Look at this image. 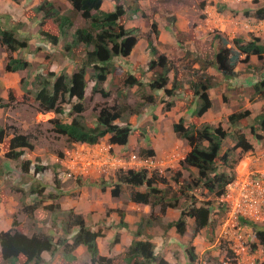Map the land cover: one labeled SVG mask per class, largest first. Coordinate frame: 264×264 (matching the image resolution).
<instances>
[{
	"label": "trees",
	"instance_id": "16d2710c",
	"mask_svg": "<svg viewBox=\"0 0 264 264\" xmlns=\"http://www.w3.org/2000/svg\"><path fill=\"white\" fill-rule=\"evenodd\" d=\"M11 1L20 2V0ZM61 1H64L62 4L66 3L67 5L62 6ZM119 1L114 0V10L106 12L101 10L103 0H44L38 6L24 13L29 20L38 21L37 39L40 44L48 48L49 53L60 47L64 56L73 60L75 51L79 48L82 51L81 62L75 63L76 69L71 73L62 72L57 75L48 69H43L46 76H36L37 84L33 85L31 90H25L29 96L31 95L32 101L37 104L38 113L52 112L55 115L66 116V121L56 118L50 120V123L54 132L63 136L70 145H96L101 139L108 137L110 145L126 146L130 136H135L139 140L144 138L146 130L134 128L130 124V118L136 115L137 111L126 102L125 89L137 87L140 90L147 85L146 87L152 91L162 92L166 98L158 99L153 94H143V102L140 106L155 104L159 101L164 104V112H169L174 105L176 92H181L184 95L190 91V94L196 98V108L192 112V117H200L212 107L207 91L215 84H210L208 77L204 81L188 83V89L178 79V81L171 82L169 73L172 63L163 54H158L150 37H147V44L152 60L147 65V71L151 73V79L144 81L142 74L134 72L132 64H130L131 68L126 70L124 78L116 77L115 60L128 57L138 41L137 29H126L120 24L121 18L126 14V9ZM130 1L134 3L135 7L131 13L133 18H136V15L140 13L138 0ZM61 6L65 9H62ZM247 13L249 14L246 11V15ZM251 16L258 21H264V7L253 10ZM78 18L82 21V25H77ZM22 25V22H15L11 27L0 24V46L6 52L12 54L28 49L31 35L20 29ZM151 30L155 36H158L155 22L151 23ZM221 42L223 46L214 56V66L224 80L236 77L235 67L241 56H244L245 59L254 56L259 61H264V39L252 37L246 42L237 38L232 40V47H228V40L222 39ZM39 49L37 48V50ZM29 66L30 63L25 59L9 55L4 71L16 73L26 70ZM88 70H91L90 81L94 83L91 89L93 95L99 94L102 98L110 96L109 91L103 87L109 76H111L112 86L124 88L116 90V96L122 102L114 103L111 106H102L95 121L91 124H88L83 116ZM253 81V94L260 100L264 99V80ZM26 87L27 85L24 88L26 89ZM9 97L13 101L11 94ZM10 100L8 98V102H5L0 96V109L10 108ZM66 102L70 105L68 110L64 108ZM191 104H193V100L189 103V105ZM249 117V110L229 114L227 123L229 128L234 131L233 133L225 130L221 124L217 126L208 123L185 125L182 118L174 123L172 126L174 134L186 141L189 147V151L179 162L180 168L172 176L176 189L165 177H161L157 173L149 175L147 170L120 172L116 178L118 182L116 188L111 192L112 197H118L121 187L126 186L131 189L129 196L131 202L148 205L151 209L149 217L138 223L135 232V237H142L143 240H132L123 254L121 264H170L162 256L155 254V246L152 243L153 235L145 234V229L154 227L160 218L165 216L169 208L180 211L179 217L167 224V229L174 228L179 236L184 237L187 232V219L193 220L190 242L200 231L208 229L213 208H216L215 211L224 213L223 207L221 205L216 207L214 201L223 195L227 185L236 179V166L242 156L254 149L251 141L240 130V127H244L242 124ZM117 121L120 124H117ZM255 122L258 123L260 132H257L253 127L250 133L252 141L258 143L264 140V114L258 115ZM8 136L5 129L0 128V149L4 158L6 161L20 160L21 172L28 175L32 162L22 161V159L25 151L33 150L31 136L21 134L16 129L13 130L9 139H7ZM230 136L233 137L235 144L221 154L223 143ZM236 150H239L238 154H236ZM140 155L152 157L154 152L151 149H142ZM190 168H194L196 171V174L192 173L194 174V178H191L194 180L192 182H189V177L183 178L182 174V170L191 173ZM34 172L40 173L41 168L35 166ZM89 183L96 184L92 180ZM156 184L164 185L167 190H160L155 186ZM142 187L145 188L144 191L139 190ZM170 191L172 193L169 194ZM193 191H204V196H213L214 199L198 200L195 194L191 193ZM30 193L40 194L42 192L32 187ZM181 197H188V205L179 206ZM38 206V204L28 206L24 211L27 216L32 218L34 211L39 208ZM157 206L159 212L154 215L153 210ZM63 214V237L56 241L44 233H34L30 236L22 233L15 228L17 222L14 220L11 229L0 232V255L3 263L18 264L21 257L23 259L21 264H42L43 253H49L51 256L60 253V264H72L76 260L73 252L79 246H84L90 255L91 264H115L114 258H107L99 254L97 239L102 237L100 231H91L85 225L83 217L75 214L72 210ZM240 223L252 228L258 244L264 250V229H259L244 219H240ZM121 226L125 227L126 224L121 222ZM74 229H76L75 234L69 240ZM116 242H118V238L115 239ZM184 253L189 264H200V256L196 254L193 246H187ZM256 264H264V262H256Z\"/></svg>",
	"mask_w": 264,
	"mask_h": 264
},
{
	"label": "rangeland",
	"instance_id": "374dc122",
	"mask_svg": "<svg viewBox=\"0 0 264 264\" xmlns=\"http://www.w3.org/2000/svg\"><path fill=\"white\" fill-rule=\"evenodd\" d=\"M111 1H113L115 6L114 0ZM62 2L64 1H61L62 6L67 5L66 3L62 4ZM181 2L182 0H175L176 4ZM184 2L187 7L184 6L182 8L183 10H180V8L174 9V13H172L173 8L169 6L168 0H138L140 13L136 15V18H133L131 10L135 7L134 3L130 0H120L119 3L126 9V14L121 18L120 24H122L126 29L138 30V32H136L138 37L137 48L144 60L145 54L148 55L149 61L152 60L147 44V37L151 38L153 46L156 48L158 54H163L172 63V69L169 73L171 82L178 79L180 82L188 85L190 82L207 80L208 77L210 84H218L222 86L225 83V80L216 71L214 66V56L223 46L221 40H228V47H232L233 39L240 38L246 42L248 41L247 37H249V39L252 37H259L263 39L264 24L258 25V23H254L251 14H253V10L264 7V0H240V2L230 0L228 1V7L224 6V8L220 10L221 12H219L218 7H215V9L212 8L214 11L216 10L219 18L222 17V19L226 22V29H221L220 21L218 23L216 22L218 27L214 26L213 23L203 22L202 26L198 28V30H200V38L192 37L190 33L184 34L180 31L175 34L176 39H174L176 43L174 42V39H161L159 31L158 36H155L151 30L152 22H157L156 28L158 30L157 24L167 23L172 25L174 24L175 26L178 21V18L175 15L176 13H179L180 15L183 14V16L192 20L204 18L208 14L204 12L205 2L203 0H189ZM40 3H42V1ZM105 4L108 9L111 8L110 3L106 1ZM210 5H214V0L211 1ZM244 8L247 12H249V14L247 13L246 15V11H243ZM62 9L65 8L62 7ZM6 16L7 15H0V24L11 27L15 24V21H11V19ZM232 21L239 22L237 29H234L235 25H233V23L230 25ZM77 22V25H82V21L80 19ZM245 24L247 26H245ZM20 29L32 37L37 33L33 27L25 24L20 26ZM165 41H168L169 43H163ZM37 48L40 49L37 50ZM9 55L14 58L25 59L30 63V66L26 70L16 73L5 72L4 68ZM82 57L83 54L80 48L75 51L73 60L65 57L62 49L59 48H56L55 51L49 53L48 48L40 44L39 41L31 43L27 50L18 51L12 54L6 52V50L0 46V96L5 102H8V98L10 100L9 94H11L13 100H10L9 102L11 106L10 108L0 109V128L5 129L8 133L9 136L7 139L11 137L13 130L16 129L21 134L31 136V142L33 144V150L25 151L22 159V161L28 160L32 162L30 173L28 175H24L21 172L20 160L6 161L3 156V152L0 149V232L11 229L13 221L16 220L17 226L15 228L18 231L29 236L34 233H44L51 236L53 240L56 241L58 238L63 237V213L69 210H72L75 213L73 208H71V202L72 200H78L79 209L84 211L88 219V222H85V225L91 230L90 225L97 223L99 224L97 231L103 232L104 230L103 236L98 239V248L103 245L107 250L112 248V244H116V238H118L117 243L121 241V234L119 233V230L122 229L121 222L123 223L121 212L127 209L131 202L129 199L131 189L129 187L122 186L121 190L123 189V192L120 190L118 197H112L110 193H105V188H110V192H112L118 183L116 181L117 176L120 172L128 170V167H124V169L121 166L113 167L111 165V159H122L127 162L131 154L141 157L140 151L142 149L139 147H133V149L117 150L115 149V146H110L108 137L101 139L95 148H82L81 145H70L66 142V139L63 136L54 132L53 126L50 123V120L56 118L61 121H66V116L55 115L52 112L45 114L38 113L36 109L37 104L32 101L31 95L29 96V94L25 91L31 90L32 86L37 84L35 82L36 76H46L45 73H43V69H48L50 72L57 75L62 72L71 73L72 71L70 69L73 68L72 70H75V63H80ZM239 60L240 61L235 67L236 77L233 78L235 84H237L235 88L231 91L227 89L225 94L222 93L223 86L221 88H213L214 90H211V95L214 92L212 95L214 105L213 111L210 115H221L222 119L217 122L215 126L221 124L225 130L233 133L234 131L229 128L227 123L226 115L228 112L232 113L247 110V108L250 109V117L242 124L244 127H240V130L243 134H245L249 141H252L253 139L250 133L251 129L254 127L257 132H260L259 125L255 122V119L258 115L264 114V99L260 100L253 94L252 83L254 82L253 80H264V61H259L256 57L245 59L244 56H241ZM149 61L143 63L142 66L139 63L133 68L135 73L142 74L144 81L145 79L150 80L152 76L151 73L147 71ZM131 62L134 61H124L117 58L114 62L117 68L115 72L116 77L118 76L119 78H124L125 73L127 72L126 70L131 68ZM90 74L91 70H88V74L86 76L88 84L85 90V99L83 101L85 109L83 116L88 124L95 121L97 113L102 106H111L114 103H121L122 101L116 96V90L124 89L122 86H112L111 76H109L108 80L103 84V87L105 90L109 91L110 96L102 98L99 94L93 95L91 93L93 84L90 81ZM26 85L27 87L25 89L24 87ZM146 86L147 85L140 88V90H138L137 87L125 89V94L127 95L126 102L132 106V109L137 111V114L132 116L130 120H132L131 122L134 124V128H142L144 130H149L152 134L157 133L166 136L167 132H172L168 124L170 119L162 120L158 125H156V122L154 123L152 119H146L144 122L142 121V118L144 119V117H141V115L143 113V109L147 105L140 106L143 102L142 95L153 94L159 99L158 92L152 91ZM186 95L191 96L188 92L187 94H184V96ZM163 98H166V96L163 95ZM222 99L225 101L223 109L220 102ZM64 108L68 110L70 105L66 102ZM154 109L155 107L152 109V113ZM181 110L178 111L177 108L170 115H168L175 118V116L182 112ZM149 111L150 110H146L144 112L145 118L148 116L147 113ZM165 116L167 117V115ZM116 123L120 124L118 121ZM133 137L137 140V142L144 139L142 138L139 140L135 136ZM135 140L132 138L133 143H135ZM181 141L185 142L184 140ZM185 144L188 146L186 142ZM234 144L232 136L227 138L223 143L221 154H223V152L227 149L232 148ZM172 145V142H168L163 148H171ZM235 152L238 154L239 150H236ZM83 157H87L88 159L95 158L100 161L99 164L93 165V167H96V171L99 170L98 176L90 177L92 179H88L95 180L97 182L96 184H90L88 181H85L84 176L81 172H79L76 165H74V167L68 165L69 162L67 161H69V159L71 162L79 165V162ZM168 158L169 157L166 159ZM243 159H245L244 155L242 156L240 163ZM61 161H66L67 164H64ZM239 165L240 164L236 167L238 168ZM35 166L41 168L40 173L34 172ZM160 168L161 167L158 163V167L155 169H148L149 175L157 173L159 176L165 177L170 182L172 187L175 188L176 186L172 181V176L178 168L166 167L162 171H160ZM190 174L192 173L185 172V176L183 178L189 177V182H192L194 181L192 180L194 178V174ZM79 180H81V182H79ZM83 184L88 186L87 190H89V193L87 196L86 194L85 196H82L80 192L75 193L74 189L77 188V186L81 187ZM95 186H98L101 189V192L92 194L90 191H92V188ZM155 186L160 190H167L164 185L156 184ZM32 187L37 188L42 193H30V189ZM144 189L145 188L142 187L139 190L144 191ZM170 193L172 192L170 191L169 194ZM191 193H194L198 200L201 199L206 201L209 198L211 200L214 199L213 196H204V191H193ZM214 202L216 207L220 205L218 199H215ZM35 204H38L39 208L34 211L33 217L30 218L27 216L24 209ZM91 204H94L95 206L92 207ZM186 204L188 205V197H181L179 206L184 207ZM57 206H59V208H57ZM158 210L159 207L157 206V209H154L153 213L154 211L158 212ZM215 210L216 208H213L211 223L206 230L205 237L202 241H196L197 244L195 248L197 249V252H200L201 250L200 258L203 262H205V264H221L217 261V259H223L226 253V245L221 243L219 237L225 214ZM104 213L110 220L107 223H105L106 220L103 219ZM156 214L154 213V215ZM93 218H99V221H92ZM257 228L264 229V224L257 225ZM75 231L76 229L72 231L69 236V240H71V236L75 234ZM167 232V230H163L162 232H158V234L160 236L162 235L161 238L165 240L168 236ZM145 234L154 236L157 233L146 228ZM131 235L133 236V239H139V237H135V233ZM245 235H249V237H247V242L245 243L247 245V257L249 258V261H245L244 263L233 262L230 264H255V260L259 263L261 256L257 253L256 258L254 257L255 251L257 252L259 250L258 242L254 238V232L253 236L250 233H246ZM189 237H180L174 244L178 245L182 249V246H184L183 243L186 241L185 238ZM208 244H215L216 246L211 250H208V247L206 246ZM200 247L202 249H200ZM126 250L127 249H125L123 253L121 252L120 254L111 257L115 259V264L122 263L123 254ZM219 251L220 255L219 257H216L217 254H214V252ZM56 255L59 256L60 253H56ZM175 258L177 259L176 256ZM253 258L254 261L250 263V259ZM22 262L23 259L20 257L18 264H21ZM48 263L52 264L51 262ZM0 264H4L1 259V255ZM58 264H60V261ZM79 264L88 263L85 259L81 258V262L79 261Z\"/></svg>",
	"mask_w": 264,
	"mask_h": 264
},
{
	"label": "crops",
	"instance_id": "0c3cea01",
	"mask_svg": "<svg viewBox=\"0 0 264 264\" xmlns=\"http://www.w3.org/2000/svg\"><path fill=\"white\" fill-rule=\"evenodd\" d=\"M40 1H36V0H21L19 3H15L11 0H0V15H7L6 17L10 18L11 21H15V22H22V24L24 25H28L33 27V29L35 31L39 30V26H38V21L35 20H29L28 18L25 17L24 13L25 11L34 8L36 6H38L40 4ZM49 1H54V0H49ZM110 3L111 8L108 9L105 2ZM169 1V6H171L172 9V13L174 9H178L180 8V10H183L182 8L184 6L187 7V5L185 4L184 1H189V0H182L181 3L176 4L175 0H168ZM205 2V7H204V12L208 13L204 18H198V20H192V19H188L187 17L180 15L179 13H176V17L178 18L177 24H157L158 27V31H159V35L160 38L162 39H166V40H170V39H176L175 34L177 32H183L184 34H191L192 37H197L200 38V33L198 30V28L200 26H202V23H213L214 26L218 27L216 22L218 23L219 21L221 22V29L224 30V28L226 29V22L222 19V17L219 18V16L217 15L218 13H216V10L214 11L212 8L215 9V7L219 9V12H221L220 10L222 8H224V6L229 5L228 1L230 0H214V5H210L211 1L213 0H203ZM232 1H236V2H240V0H232ZM221 8V9H220ZM101 10L106 11V12H111L114 10V4L113 1L111 0H103L102 5H101ZM243 11H246V9L244 8ZM183 12V11H182ZM218 12V11H217ZM171 13V14H172ZM157 19V18H156ZM216 19V20H213ZM253 22L254 23H258L259 24H264V21H258L254 18ZM212 21V22H211ZM157 23V22H156ZM235 25L234 29L238 28V23L236 21H232L230 25ZM245 26H247L245 24ZM215 27V28H216ZM209 31V30H208ZM37 33L32 37L29 41V45L31 43H36L37 41H39L37 39ZM259 38V37H257ZM174 39V42H175ZM248 40L249 37H247ZM261 39V38H260ZM264 39V37H263ZM262 39V40H263ZM163 43H169L168 41H165ZM176 43V42H175ZM138 44V43H137ZM137 44L135 45V47L133 48L131 54L127 57V58H122V60L124 61H134L131 62L132 65L137 66V64L140 63V65L142 66L143 63L149 61V57L148 55L145 54V60L143 58V56L140 55L138 48H137ZM212 45V44H211ZM59 49H61L60 47H58ZM254 57V56H251ZM250 57V58H251ZM213 66V65H211ZM73 69V68H72ZM72 69H70L72 71ZM69 70V71H70ZM146 80V79H145ZM92 84H94L92 82ZM184 84V83H183ZM237 84H235L233 79H229V80H225V83L222 85L223 86V94L226 93V90L228 89L229 91L233 90L235 88ZM185 88L188 89V85H185ZM222 86L220 85H215L212 88H210L207 91V94L209 95V98L212 102V107L211 109H209L207 112H205L202 116L200 117H192V112L194 111V109L196 108V98H194L191 94V96H184L183 93L181 92H176L177 96L175 97V101H174V105L171 107L169 112H164L163 111V104H161L159 101H157L155 104H147L146 107L143 109V113L141 115V117H144V119L142 118V121L144 122L146 119H152L154 121V123L156 122V125H158L162 120H166V119H170L169 120V127L172 130V126L174 123L178 122L181 118L184 119L185 125H189L192 123H195L197 125H201L203 123H208V124H212L215 125L217 122H219L222 119V116L219 114H214L213 116L210 115V113H212L213 111V98L211 95V90H214L213 88H221ZM190 93V91H188ZM222 95V94H220ZM158 97L161 98L163 97V93H158ZM191 98V99H189ZM193 100V104L189 105V103H191ZM221 105H222V109H223V105L225 104V101L222 99L220 100ZM187 105H189L187 107ZM155 107L153 113H152V109ZM178 108V111L181 110L182 108V112H180L177 116L174 117H170L169 115L175 111ZM146 110H150L147 113V117L145 118V114L144 112ZM247 110L251 111L250 109L247 108ZM169 114V115H168ZM231 114L230 112H228V114L226 115V118L228 117V115ZM167 115V117L165 116ZM217 115V116H216ZM132 120H130V124L133 126L134 124H132L131 122ZM156 127V126H155ZM159 127V126H158ZM132 138L135 140V138L133 136L129 137V141L127 143L126 146H115V149L117 150H122V149H133V147H139L141 149H151L154 152V156L153 158L159 163L160 171H162L163 169H165L166 167H170V168H180L179 166V162L185 157L186 153L189 151L188 146H186L185 142L181 141L182 139L178 138L177 136L175 137V134L172 130L167 132V135L164 136L162 134H152V132H149V130H146V135L144 136V139H140L141 141L137 142V140H135V143H133ZM168 142H172V147L171 148H163ZM251 143L253 144V151L247 153L244 155L243 161L240 163L239 167L237 168V176L243 175L247 172V170H252L254 168H264V163H260L258 161H256V159L258 158V156L264 154V140H262L261 142H255V141H251ZM76 145H81L82 148L86 147H92L95 148L97 145H84V144H76ZM73 155V153H72ZM71 155V157H72ZM167 157H169L168 159H166ZM63 162V161H61ZM68 165L74 167V165H76L79 168V172H81V174L84 176V179H92L90 177H95L98 176V171H96V167H93L94 164H99V160L97 159H88L87 157H83L82 160L79 162V165L71 162L70 159ZM67 162H63L64 164H67ZM252 162V163H251ZM191 171V173L196 174V171L194 168H190L189 169ZM185 172L182 170V174L183 176H185ZM94 174V176H93ZM88 186L83 184L80 186H77V188H75V193L76 192H80L82 196H86L89 193V190H87ZM123 192V189L121 190ZM92 194L101 192V189L98 186H95L92 188V191H90ZM105 193L108 194L110 192V188H105ZM78 200H72L71 202V208H73V210L75 211L76 214L78 215H82L83 219L85 220V222H88L87 216L84 213L83 210H80L78 207ZM92 207H94V204H91ZM70 208V207H69ZM155 210L157 209V207L154 208ZM159 212V210H158ZM158 212L154 213L158 214ZM151 213V209L148 205H142V204H136L133 202H130L129 206L127 209L123 210L121 212V217L123 218V223L126 224L125 227H122V229L119 230V233L121 234V241H119V243L116 242V244H112V248L110 249H105V246L101 245L99 246L98 250L101 256L104 257H114L118 254H120L121 252L123 253V251L125 249H127L132 240H133V236L131 234H134L137 230V225L138 223L142 220V219H146L149 217ZM179 210L176 209H167L165 216L161 217L159 222L156 223V225L154 227H147L148 229H151L153 231H155V234L153 236L152 239V243L155 246V254L157 255H161L163 258H165L168 263L170 264H189L188 259L185 257V253L184 250L187 246H193L194 250L196 252V254H198V256H200L201 254V250L200 252H197L196 247V241H202V239L205 237L206 235V230H202L200 231L194 238L191 239L190 242V238L192 235V226H193V220L191 219H187V224H188V228H187V232L185 234L184 237H190L189 238H185L186 241L183 243L184 246L179 247L178 245L174 244L176 240H179V238L181 236H179L174 228L171 229H167V224L175 221L178 217H179ZM156 214V215H157ZM113 216V215H112ZM146 217V218H144ZM172 217V218H171ZM142 218V219H141ZM103 219L106 220L105 223H107L109 220V217H107L105 215V213L103 214ZM113 219V218H112ZM99 221V218H93L92 221ZM140 220V221H139ZM90 228L93 232H97L98 228H99V224L97 223H93V225H90ZM102 229V228H101ZM163 230H167V237L165 240H163L161 238V236L158 234V232H162ZM174 231V232H173ZM102 236L104 234V230L103 232L101 231ZM174 233V234H173ZM176 235V236H175ZM142 237H139V239ZM189 241H188V240ZM98 243V241H97ZM204 244V243H203ZM195 245V246H194ZM208 248V250L212 249L213 247H215L216 245H212V244H208L206 245ZM200 249H202L200 247ZM219 252H214V254H217L216 257H219ZM73 254L76 257V260L72 263V264H79V261L81 262V258L85 259L87 261L88 264H91L90 262V256L89 253L87 252L86 248L84 246H79L74 252ZM175 256L177 257V259L175 258ZM53 258V260H52ZM61 256H57V255H53L51 256L49 253H43L42 254V259H43V263L42 264H49L48 262H51L52 264H58L59 260H60ZM217 261H219V263L222 264L223 259L218 258ZM200 264H205V262H203L200 258Z\"/></svg>",
	"mask_w": 264,
	"mask_h": 264
},
{
	"label": "built area",
	"instance_id": "2783aa9c",
	"mask_svg": "<svg viewBox=\"0 0 264 264\" xmlns=\"http://www.w3.org/2000/svg\"><path fill=\"white\" fill-rule=\"evenodd\" d=\"M111 165L128 167L127 169H155L158 162L153 158H139L135 154L130 155L125 162L122 159H111ZM256 161L264 163V154L258 156ZM223 207L225 218L220 230V240L225 243L235 261L244 263L249 261L247 257L246 233H251L250 229L240 223V219L254 224H264V168H254L232 183L227 185L224 194L219 198ZM261 262H264V254L260 253ZM254 261L250 259V263ZM228 262L224 258L223 264ZM252 264V263H251Z\"/></svg>",
	"mask_w": 264,
	"mask_h": 264
},
{
	"label": "clouds",
	"instance_id": "9594fccd",
	"mask_svg": "<svg viewBox=\"0 0 264 264\" xmlns=\"http://www.w3.org/2000/svg\"><path fill=\"white\" fill-rule=\"evenodd\" d=\"M97 145V144H96ZM110 146H117V145H110ZM132 155V154H131ZM137 156V155H136ZM130 157V156H129ZM137 157H139V158H153V156L152 157H140V156H137ZM154 159V158H153ZM155 160V159H154ZM238 164H240V162L238 163ZM238 166V165H237ZM78 168V167H77ZM237 168V167H236ZM78 170H79V168H78ZM128 170H134V169H128ZM140 170H146V169H140ZM148 171V170H147ZM236 171V178L237 177H240V176H237V169L235 170ZM85 181H90V180H85ZM92 181H95V180H92ZM96 182V181H95ZM233 182V181H232ZM231 182V183H232ZM97 183V182H96ZM91 184V183H90ZM229 185V184H228ZM112 196V195H111ZM222 196V195H221ZM220 196V197H221ZM219 197V198H220ZM219 198H218V200H219ZM219 203H220V201H219ZM221 205V204H220ZM224 214V213H223ZM82 216V215H81ZM223 222H224V220H223ZM249 222V221H248ZM252 223V222H251ZM252 224H254V223H252ZM223 225V224H222ZM254 225H259V224H254ZM247 226V225H246ZM122 227V226H121ZM249 229H250V231H251V235L253 236V231H252V228L251 227H249V226H247ZM221 228H222V226H221ZM98 232V231H97ZM101 238V237H100ZM254 238H255V236H254ZM99 239V238H98ZM98 239H97V241H98ZM256 239V238H255ZM138 240H143V238H140V239H138ZM221 241V240H220ZM257 241V240H256ZM258 242V241H257ZM221 243H223V242H221ZM225 244V243H224ZM226 245V244H225ZM224 245V246H225ZM97 246H98V243H97ZM258 247H259V250L256 252L255 251V255H254V257L256 258V256H257V253L260 255V253L261 252H263V254H264V250H263V248L258 244ZM225 248H226V250H225V255H224V257H223V260H224V258H228V262L226 263V264H230V263H233V262H237V261H235L234 260V258H233V256H232V254H231V251L228 249V247H227V245L225 246ZM87 250V249H86ZM100 254V253H99ZM90 256V255H89ZM161 256V255H160ZM261 256V255H260ZM107 258H111V257H107ZM165 259V258H164ZM166 260V259H165ZM90 262H91V259H90ZM255 262H257L256 260H255ZM259 263H262L261 262V259H260V261H259ZM222 264H223V262H222ZM256 264V263H255Z\"/></svg>",
	"mask_w": 264,
	"mask_h": 264
}]
</instances>
